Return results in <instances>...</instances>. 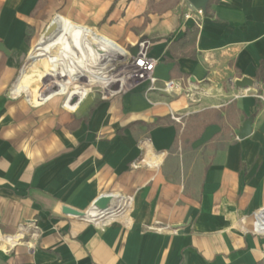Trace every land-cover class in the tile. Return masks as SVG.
I'll list each match as a JSON object with an SVG mask.
<instances>
[{
	"label": "crops",
	"instance_id": "1",
	"mask_svg": "<svg viewBox=\"0 0 264 264\" xmlns=\"http://www.w3.org/2000/svg\"><path fill=\"white\" fill-rule=\"evenodd\" d=\"M55 15L32 56L54 90L28 100V30ZM141 42L157 62L152 86L75 118L88 89L74 67L109 76L122 45ZM0 44V264H264V0H213L203 15L188 0H0ZM243 77L254 85L238 88ZM211 109L221 122L184 138ZM171 110L186 119L183 154L160 124ZM105 194L113 210L93 211Z\"/></svg>",
	"mask_w": 264,
	"mask_h": 264
},
{
	"label": "rangeland",
	"instance_id": "2",
	"mask_svg": "<svg viewBox=\"0 0 264 264\" xmlns=\"http://www.w3.org/2000/svg\"><path fill=\"white\" fill-rule=\"evenodd\" d=\"M56 16L58 15H55L50 18L39 30L37 27H32L28 30L27 51L25 53L24 60L20 66V76L23 73L27 76L26 82H28L32 91L31 96H28L24 93L28 100L30 98H41L44 94L49 95L54 90V79L47 75L49 71L46 69L44 63L40 60V58H37L36 60L32 59V56L36 44L38 43L41 37L47 34V31ZM96 29L100 33L98 28ZM100 34L103 36L102 33ZM122 46L127 50V53L119 51L118 54L120 56V60H118L114 64L113 68L109 69L113 70L111 72V75H114V78L118 79V81H115L112 84L108 85L110 81H107L108 83L105 82L107 77L106 74H102V76L100 77L96 76L89 79L74 72V76L76 77H71L72 82L74 84H82L83 86H85V82L88 83L86 87V89H88V93L85 95L84 98H80V100H78V103L74 108H69L67 106L65 107L64 97H56L54 100H52V104H57L59 107L65 108L66 110L69 108L70 110L73 109L77 111L78 113L74 117H81V119L79 120H82V118L87 119V117L91 115L94 108L102 102L112 100L126 92L129 93L137 89L147 90L146 88H150L152 86L153 72L150 76L140 78L139 74L141 73V70L136 65V60L142 54L145 53L148 57H150L148 55L147 43L141 42L139 45L134 47L126 45ZM69 65L70 64L65 65L66 67H64V69L68 68ZM59 79L63 81L64 77H60ZM175 93H177V91H171V98H176L173 97ZM175 96L179 98L178 96H180V94L177 93ZM76 102L77 101H75V103ZM160 124L165 126L172 125L175 128L177 132L176 141L173 147H171V151L183 154L185 150L190 147L185 144V142L181 141V134L183 130L182 128L184 127V124H186L185 117H183L179 111L171 110L167 119H165L163 122H160ZM223 135L229 136V130L226 129L225 131H223ZM84 213L87 214V212ZM0 234L2 236H5V234H2L1 232ZM5 243L6 240H4L3 238L1 239L0 237V247L5 245Z\"/></svg>",
	"mask_w": 264,
	"mask_h": 264
},
{
	"label": "water",
	"instance_id": "3",
	"mask_svg": "<svg viewBox=\"0 0 264 264\" xmlns=\"http://www.w3.org/2000/svg\"><path fill=\"white\" fill-rule=\"evenodd\" d=\"M188 1L196 9H202L205 11L210 0H188ZM56 29H57V26L55 24H52L50 26V28L48 29L47 34H45V35H47V36L50 35ZM0 50H3V51L8 53V50L5 48V46L3 44H0ZM235 85L238 88H249V87H252L254 85V82L250 78L243 77L241 79H238L235 82ZM252 129H253L252 128V120L247 119L243 123V126L240 129V134L238 137L240 139L248 137L249 135H251ZM114 200H115V198L113 195L105 194L95 201V203L92 206V210L96 211L98 213H103V214L109 213L113 210ZM63 212H64V214L77 215V216H81V217L87 216L86 213L81 212L79 210H76L74 208L68 207V206H65L63 208Z\"/></svg>",
	"mask_w": 264,
	"mask_h": 264
},
{
	"label": "trees",
	"instance_id": "4",
	"mask_svg": "<svg viewBox=\"0 0 264 264\" xmlns=\"http://www.w3.org/2000/svg\"><path fill=\"white\" fill-rule=\"evenodd\" d=\"M212 2L213 0L209 1L207 8L204 11V14H209ZM193 41L195 42V36L193 37ZM221 114V110L211 109L203 113L197 114L194 117H190L188 119L189 123L184 129L183 137L188 138L190 141H195L201 136L202 132L207 126L221 122V120L223 119Z\"/></svg>",
	"mask_w": 264,
	"mask_h": 264
},
{
	"label": "built area",
	"instance_id": "5",
	"mask_svg": "<svg viewBox=\"0 0 264 264\" xmlns=\"http://www.w3.org/2000/svg\"><path fill=\"white\" fill-rule=\"evenodd\" d=\"M197 13L199 15H203L204 14V10L202 9H196ZM197 24L199 25L200 22L199 20H197ZM136 64L139 67V69L141 70V73L139 74L140 78H143L145 76H150L152 74V72L155 69V66L157 64L156 60L153 58H150L147 56V54H142L137 60H136ZM179 85L174 83L173 81L169 82L167 85V89L170 91H175L179 89ZM264 100V97L261 96ZM261 230L264 231V209L261 211Z\"/></svg>",
	"mask_w": 264,
	"mask_h": 264
},
{
	"label": "bare ground",
	"instance_id": "6",
	"mask_svg": "<svg viewBox=\"0 0 264 264\" xmlns=\"http://www.w3.org/2000/svg\"><path fill=\"white\" fill-rule=\"evenodd\" d=\"M114 64H115V62H111V63H109V64L106 66V69L109 70L110 68H113V67H114ZM136 65H137V64H136ZM73 71L76 72V73H78V74H80L81 76H84L85 73H86V70H85V69H81V68H79V67H77V66L74 67ZM74 72L70 73V76H72L73 78L76 77V76H74V75H75ZM112 77H113V75H111V74H110L109 76H107L105 82L109 81ZM84 85L87 86L88 83L85 82ZM1 239H2V238H1Z\"/></svg>",
	"mask_w": 264,
	"mask_h": 264
}]
</instances>
